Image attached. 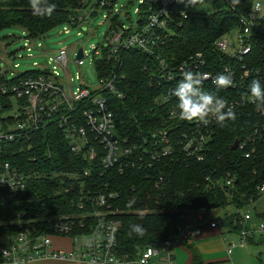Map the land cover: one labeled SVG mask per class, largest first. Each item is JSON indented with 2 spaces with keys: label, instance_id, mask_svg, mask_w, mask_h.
Masks as SVG:
<instances>
[{
  "label": "trees",
  "instance_id": "trees-1",
  "mask_svg": "<svg viewBox=\"0 0 264 264\" xmlns=\"http://www.w3.org/2000/svg\"><path fill=\"white\" fill-rule=\"evenodd\" d=\"M113 1L119 4L121 0ZM80 2L37 0L36 7L40 12L45 11L48 5H56L50 16H41L33 14L29 0H6L0 3V31L19 27L26 33V38L33 40L44 38L50 30L59 26L86 32L89 18L101 12L93 10L81 27L68 26L71 17L80 9ZM132 5L133 2H129L126 6H120L127 10ZM249 6L250 0H240L235 6L231 0H198L192 7L174 3L168 8L173 22L169 33L162 37L164 43L160 51H155L153 55L130 51L122 53L117 78L124 77V80H119L116 87L125 98L119 99L114 94L106 93L120 137L130 144L147 147L148 143L145 144L143 139L148 140L151 129L163 126L177 128L181 123L186 125V122L178 119H163L154 105L153 97L158 93V88L151 87L150 79L160 70L157 57L171 64L194 54H202L207 60L206 64L215 66L218 73L224 67L234 66V61L218 51L214 44L221 36L237 29L239 17L247 14ZM138 7L142 12L144 7ZM104 20L112 21L113 27L118 23V14ZM126 20L129 25L135 24L138 19L135 23L131 16ZM257 32L260 41L258 38V43L254 44L242 63L254 73L248 75L242 86L235 90L231 86L218 88L214 84L204 87L205 91L224 99H239L241 95H250L249 85L253 79H258L264 89V24ZM93 62L99 79L110 73V63L106 64L104 59L101 62L94 59ZM235 64L240 69L242 64ZM45 73V70L26 71L8 78L7 70L2 69L0 62V124L14 122L10 113L16 106L24 105L15 100L9 88L27 77ZM2 88L6 90L3 92ZM261 107L264 108V103ZM255 109L247 100L242 101L234 108L235 120L218 123L212 138L206 143L202 162L193 161L182 152L178 145L181 136L177 129L171 137L174 152L169 157L152 161L154 163L150 168L139 165L122 174L116 170L102 169L100 154L89 160L82 154L73 155L56 122L23 133L11 141L0 139V165L8 164L26 179L24 190L14 197L10 196L7 187L0 186V237L12 238L21 232H29L32 237L40 236L50 231L52 220L78 216L83 211L92 210L89 203H86L83 211L78 209L76 185L71 192H65L66 188L77 183L64 175L83 176L84 170L88 172L82 178L87 191L118 196L110 202L109 210L106 207L102 210L113 212L109 218L120 224L116 233V248L121 253H134L164 241L184 224L180 215L189 211H222L230 231L237 232L242 220L239 211L261 198L258 189L264 184V117ZM79 122L83 123L82 120ZM235 140L238 141L237 148L231 149ZM241 144L246 145L243 150L239 148ZM245 152H250L249 158H245ZM146 160L149 161L148 156ZM227 174L234 177L233 187L221 188L216 183ZM228 208L234 211H226ZM257 217L264 220V215ZM92 221L89 218V222ZM133 224H140L146 229L142 237L130 234ZM86 233L88 230L80 232L75 227L69 235ZM252 240L249 239L248 243ZM183 246L191 253V264L203 263L194 245L184 242Z\"/></svg>",
  "mask_w": 264,
  "mask_h": 264
},
{
  "label": "built area",
  "instance_id": "built-area-1",
  "mask_svg": "<svg viewBox=\"0 0 264 264\" xmlns=\"http://www.w3.org/2000/svg\"><path fill=\"white\" fill-rule=\"evenodd\" d=\"M5 1L0 0V3ZM80 3V9L76 15L71 17L68 26L70 24L81 27L86 22L87 17L96 9L99 10L98 12H105V19L118 14V23L112 27V21H108L107 32L99 46L93 48V54L98 62L104 59L106 64L110 63V73L100 78L99 89L92 90L81 83L75 91L70 93L66 92V87L56 74L47 69L45 74L20 80L9 90L13 93L15 100H19L24 105L16 106L10 113V116L15 120L14 122L0 124V139L11 141L23 133L33 132L44 128L51 122H56L58 128L63 131L68 148L73 155L82 154L85 159L89 160L100 154L102 169L106 171L116 170L122 174L139 165L150 168L154 163L152 161L156 162L157 159L169 157L174 152L171 137L179 129L181 138L178 145L181 146L182 152L191 160L202 162L206 143L212 138L214 127L218 122L211 117L206 124L180 119L178 117V101L175 96L171 95V90L182 78V67L193 72L207 73L210 78L204 80L203 88L207 85H214L213 79L217 74L225 73L226 70L232 75V89L235 90L242 86L246 77L254 73L252 70L246 69L245 64L242 63L252 51L254 44L258 43V38L260 41L256 31L264 24V0H250L247 14L239 17L238 27L234 29L238 30L234 41L226 38L228 35L226 34L214 44L218 51L234 61V66L224 67L218 73L215 66L211 67L206 64L207 60L203 58L202 54H194L179 63L171 62V64L160 59L159 56L157 57L160 70L153 74L150 79V84L153 85L151 87L158 88V93L153 97L154 105L160 110L163 119H178L186 122V125L181 123L177 128L163 126L162 128L151 129L148 132L150 134L148 140L143 139L145 144L148 143L147 147L138 146L137 143L130 144L128 140L119 136L114 112L106 93L114 94L119 99L125 98V95L119 92L116 87L119 80H124V77L117 78V70L122 64V53L130 51L153 55L155 51H160L161 45L164 43L162 37L169 33L173 22L168 8L174 3H184L187 7L193 5L189 3V0H155L154 3L138 0V6L141 5L144 9L140 12L141 8H135L137 22L126 25L123 18H130L129 9L131 6L124 10L113 0H81ZM254 3L261 6L259 11L253 10ZM63 33L69 34L68 27H63ZM40 48V43L26 42L24 45L29 56H31L32 49ZM80 50L82 55L77 58V64H81L85 57L84 50ZM13 56L15 55L13 54ZM50 62L54 64V68H65L68 63L67 49L58 50ZM235 63L242 64L240 69ZM2 89L3 92L6 90L5 88ZM225 100L233 109L240 102L247 100L254 105L256 112L264 117V111L257 110L249 93L241 95L239 99L229 97ZM157 113L159 114V111ZM79 120H82L83 123ZM245 147V144L239 145L241 150ZM147 156L149 161H145ZM244 156L249 158L250 152H245ZM87 174L88 172L85 170L83 176L65 174L64 177L77 183L70 185L68 189H65V192H71L76 185L79 194L78 209L83 211L86 203H89L93 209L83 211L78 216H63L52 220L50 231L40 236L32 237L29 232H21L12 238L0 237V262L12 264L15 259L20 264H24L48 253L53 258H68L87 264H175V248L190 241L195 233L193 220H200L202 218L199 217L201 213L189 211L180 215L184 224L159 244L144 247L134 253H121L116 248V233L120 224L117 220L109 218V216H113V212L102 210L105 207L109 210L110 202L115 201L118 196L112 193L100 195L87 191L84 187L86 184L82 179ZM25 181V176L11 169L8 164L0 165V186L7 187L11 197L24 190ZM216 184L221 188L224 186L232 188L234 177L227 174L222 181L218 180ZM258 192L261 197H264V184L259 187ZM89 218H92L93 221L89 222ZM250 220L251 216L244 214L240 222L241 228L237 232L230 231L237 236V241L226 244L227 257L231 255L234 248H244L248 240L254 238L256 228L259 232L264 231V220L258 221L257 227L249 226ZM208 226L213 229L218 228L220 219L210 221ZM75 227H78L80 232L88 230V233L69 235ZM53 236L69 238L72 242L73 251L65 256L61 251L51 250ZM80 239H82L81 242H79ZM204 264L226 263L206 262Z\"/></svg>",
  "mask_w": 264,
  "mask_h": 264
},
{
  "label": "rangeland",
  "instance_id": "rangeland-1",
  "mask_svg": "<svg viewBox=\"0 0 264 264\" xmlns=\"http://www.w3.org/2000/svg\"><path fill=\"white\" fill-rule=\"evenodd\" d=\"M129 2H133V5L129 9V13L132 21L135 23L137 15L135 14V8L138 7V0H121L119 5L126 6ZM105 12L97 14L93 18H89L87 23V31H81L77 28H70L69 34L63 33V27L59 26L50 30L44 38L36 41H28L25 36V32L19 27H12L0 31V62L3 70H7V76L10 78L12 74H20L26 71L34 70H50L56 74L57 78L66 87V92L70 93L75 91L79 84H85L92 90L100 88V79L98 72L94 66L93 60L95 55L93 54L94 46L100 44L102 38L108 29V20H104L103 16ZM124 23L128 25L126 18H123ZM238 30L230 32L226 38L234 41ZM78 33H80L78 35ZM26 42L31 44L40 43V49H32L31 56L24 45ZM61 48L67 49V66L65 68L53 67L54 64L50 62L53 55ZM84 50L85 57L81 64H77L78 50ZM15 56L10 57V54ZM5 116V115H4ZM264 201V200H261ZM228 212H233L232 208L226 209ZM264 210V202H259L254 206H247L239 211L241 215L249 214L252 220L248 223L249 226L257 227L258 211ZM210 216H217L220 219L221 228L224 230L227 242H236L237 236L233 233L227 232L230 229L222 211H210ZM261 238H264V231L259 232L256 228V233L253 238V243L247 244L245 249H235L230 256L231 262L234 264H260V260L264 263V242H259ZM82 239L79 240L81 242ZM226 242V243H227ZM198 250L205 251L202 247L211 248L215 245L216 248H220L221 242L218 237L201 236L196 242H194ZM200 248V249H199ZM176 260L175 264H186L188 256L182 251H175ZM203 254V253H202ZM204 259L212 258V256H224L222 250H219L216 254L202 255Z\"/></svg>",
  "mask_w": 264,
  "mask_h": 264
},
{
  "label": "clouds",
  "instance_id": "clouds-1",
  "mask_svg": "<svg viewBox=\"0 0 264 264\" xmlns=\"http://www.w3.org/2000/svg\"><path fill=\"white\" fill-rule=\"evenodd\" d=\"M198 0H189V3L194 5ZM240 0H231L233 6L239 4ZM33 9L34 15H51L56 5H48L46 10L40 12L36 5L37 0H29ZM260 5L253 4V10L259 11ZM182 78L178 81L176 87L171 90V95L177 98L179 109L178 117L188 121H198L208 123L209 118H214L218 123L223 124L226 120H235L236 112L229 106L228 101L224 98L217 97L211 92L203 89V82L209 79L207 73L199 71L193 72L187 68H181ZM213 83L218 88H226L233 84L232 75L230 72L219 73L213 79ZM250 97L252 102L256 104L257 110L264 111L261 104L264 103V89L261 88V83L258 79H253L249 85ZM146 229L140 224H133L130 228V234L135 233L137 236H143ZM6 254V251H5ZM12 264H20L18 260H13Z\"/></svg>",
  "mask_w": 264,
  "mask_h": 264
},
{
  "label": "crops",
  "instance_id": "crops-1",
  "mask_svg": "<svg viewBox=\"0 0 264 264\" xmlns=\"http://www.w3.org/2000/svg\"><path fill=\"white\" fill-rule=\"evenodd\" d=\"M261 200H264V197H261L259 200H257L256 202L252 203L250 206H254L255 204H257L259 202H264V201H261ZM197 212L201 213L199 217H202V218L200 220H197V221L193 220V225H194L193 228L195 230V233L192 236V238L190 239L189 243L194 245V247L199 252V254H200L201 258H202V262H203L202 264H204L206 262H223V263H226V264H234V263L231 262V259H230L231 258L230 256L232 255L233 251L235 249H245V247L244 248H239V247L234 248L232 250L231 255L229 257H227L226 252H225V248H226V244L228 242H227L226 237H224L225 232L221 228V223H220V226L218 228H215V229L210 228L208 226V223L210 221L217 219V216L216 217L215 216H210V212L209 211H204V212L203 211H200V212L197 211ZM243 215H241V216H243ZM257 215H259V216L264 215V210L263 211H258ZM251 220H252V217H251ZM256 221L258 222V221H260V219L258 218ZM252 227H255V226L253 225ZM227 232H230V230L227 231ZM201 236L218 237L220 239V242H221V246H220L221 249L216 248L215 245H212L211 248H209V249H208V247L206 248V246L202 247L205 251L198 250V248L195 246L194 242H196ZM253 242L254 241L252 240V241H250L247 244H251ZM51 243H52L51 250L61 251V252H63L65 254V256H67L70 252L73 251L72 250L73 249L72 242L67 237L53 236L52 239H51ZM177 250L178 251H182V252L187 254L188 261H187L186 264H191L192 263V256H191V253H190V251H189V249L187 247L179 246V247L175 248V251H177ZM219 250H222L223 253L225 252V257L224 256H212V258L204 259L203 256H202L203 254H207L208 255V252L210 254H216V253H218ZM258 258H259V261L261 262L260 264H264L260 260L261 257L259 256ZM0 264H4V263L0 262ZM24 264H87V263L81 262V261H78V260H76V261L75 260H70L68 258H66V259H57V258L51 257L48 253H45L43 257L36 258V259H34V260L30 261V262H26Z\"/></svg>",
  "mask_w": 264,
  "mask_h": 264
},
{
  "label": "water",
  "instance_id": "water-1",
  "mask_svg": "<svg viewBox=\"0 0 264 264\" xmlns=\"http://www.w3.org/2000/svg\"><path fill=\"white\" fill-rule=\"evenodd\" d=\"M81 50H79L78 51V53H77V58H80L81 57ZM237 144H238V141L237 140H235V142L233 143V145L231 146V149H236L237 148ZM259 242L261 243V242H264V238H261L260 240H259Z\"/></svg>",
  "mask_w": 264,
  "mask_h": 264
}]
</instances>
